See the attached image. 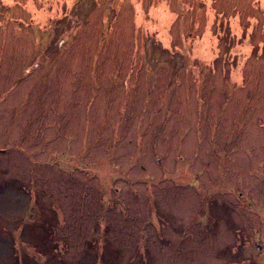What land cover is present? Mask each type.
Here are the masks:
<instances>
[{
	"label": "rangeland",
	"instance_id": "374dc122",
	"mask_svg": "<svg viewBox=\"0 0 264 264\" xmlns=\"http://www.w3.org/2000/svg\"><path fill=\"white\" fill-rule=\"evenodd\" d=\"M0 264H264V0H0Z\"/></svg>",
	"mask_w": 264,
	"mask_h": 264
}]
</instances>
